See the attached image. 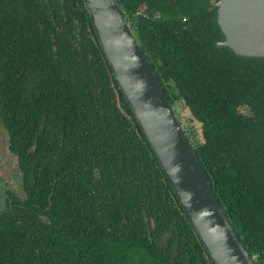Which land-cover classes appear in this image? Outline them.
Wrapping results in <instances>:
<instances>
[{
    "label": "trees",
    "instance_id": "trees-1",
    "mask_svg": "<svg viewBox=\"0 0 264 264\" xmlns=\"http://www.w3.org/2000/svg\"><path fill=\"white\" fill-rule=\"evenodd\" d=\"M117 1L170 103L181 99L201 117L205 139L195 142V154L238 236L264 264V144L230 139L240 134V122H231L242 118L233 102L222 104L223 93L240 94L241 86L242 102L256 97L264 106V92L255 96L254 80L239 77L245 83L237 85L227 76L245 70L241 57L217 47L224 40L219 0ZM261 75L264 88V60ZM55 125L65 135L57 149L72 172L56 181L47 219L16 206L0 212V264H213L171 199L83 0H10L0 6V130L8 151L10 139L32 128L40 147L54 129L59 134ZM152 217L157 228L148 232ZM164 232L169 244L160 248Z\"/></svg>",
    "mask_w": 264,
    "mask_h": 264
},
{
    "label": "water",
    "instance_id": "water-1",
    "mask_svg": "<svg viewBox=\"0 0 264 264\" xmlns=\"http://www.w3.org/2000/svg\"><path fill=\"white\" fill-rule=\"evenodd\" d=\"M120 91L213 264H258L222 208L117 0H83ZM218 48L264 58V0H219ZM8 136L0 130V151Z\"/></svg>",
    "mask_w": 264,
    "mask_h": 264
},
{
    "label": "flooded vegetation",
    "instance_id": "flooded-vegetation-1",
    "mask_svg": "<svg viewBox=\"0 0 264 264\" xmlns=\"http://www.w3.org/2000/svg\"><path fill=\"white\" fill-rule=\"evenodd\" d=\"M4 4H8V6H10V0H0V6ZM18 10L20 11V8H18ZM239 57H238L239 59L237 60L239 63V67L243 68L245 71L228 72L227 74L228 78H231L232 83L234 82L237 85H239L240 83L243 84L245 83L244 81H240L239 77L240 78L243 77L244 80L246 79L254 80L253 82L256 84L257 87L253 88L254 90H252V92L255 93V96L260 95L261 92H264V88L262 87L263 76L261 75L263 71L264 58H248L243 56H239ZM247 58L251 59L250 63L253 62L254 63L253 66L250 63L246 62ZM259 66L260 69H258ZM240 87L241 86L235 87L240 91V94L239 92L233 94H231L230 92L223 93L222 104L226 105L227 100H229L231 104L233 102L232 106L236 111V116H238L239 119L240 117L242 118V120H233L231 122L230 125L234 126V128L236 127V125H238V122H240L237 128L240 131V134H237L238 132L235 130L234 134L230 137V139L237 140L238 137H245L250 141L262 142L264 144V114L262 115L263 110L261 111V109L264 106H260V107L258 106L256 97L254 98L255 101H253L254 100L253 97H246L244 98L245 101L242 102L241 101L242 97L240 96L243 95V92H245L246 89ZM212 95L213 93H211L207 97L210 98L211 101H212ZM248 98L249 101L252 103H248ZM177 101H180L181 104L189 111V109L184 105V102L181 99L177 100L175 98L174 101L172 100L171 103L175 113H176V109L174 104ZM189 113L191 115L189 121L188 119L185 118H184L185 120L184 119L181 120L178 117L177 113L176 116L194 152L196 153V150H198V146L197 143L195 142L200 140L204 141L205 139L203 133V122L201 121V117L197 113L193 114L190 111ZM190 121L194 122L195 124L194 129H192L189 126ZM220 124L223 125L222 122ZM54 127L58 129L59 134H57L55 129L51 133H49L48 139H45V142L41 145L43 146L47 142V145L44 148H40L41 146L39 147L38 145L39 144L38 128L35 129L32 128L26 134L17 135L14 138L15 140L10 139L9 136L10 152L8 151V148H6L7 147L6 143L4 149H1L0 151V212L1 213H11L12 211L15 210L16 207H18L20 209V212H22L23 210L32 211L33 213H37L41 219L43 220L47 219L44 215V212L48 209V207H46L45 205L46 204L48 206L52 205V197L56 189L55 187L56 181L58 179H61L62 176H66L67 174L72 172L69 167L71 164L70 159L66 160L62 158L60 151L57 149V146L62 145L61 142L59 141V136L61 138L65 137L62 126L55 125ZM2 130L6 133V130H4V128H2ZM212 134L214 135V132H212ZM193 137H195L198 140H195ZM7 142H8V138H7ZM110 149L113 152L114 145ZM230 152L231 150L228 151V154L227 152L224 153L225 158L227 159H224L223 169L227 168L230 165L228 160ZM46 163H48V165H46ZM213 169H217L216 163L213 164ZM95 172L96 174L98 173V171L96 170ZM214 178L215 177L211 173V180L213 184H215L216 181ZM69 194L70 193L67 190L66 199H67V195ZM174 196L176 197L175 193H171L172 201L176 202L177 209L180 211V214H185L177 197L175 199ZM86 201H87L86 199H83L81 204L83 206L84 205L88 206L89 200L87 203ZM91 202L94 203L92 200ZM96 205L95 206L97 208H100L99 202H97ZM14 206L16 207L14 208ZM36 208H39V211L36 210ZM145 222L147 223L146 229L148 232L151 231V228L152 229L157 228L155 219L153 217L150 219L149 218L145 219ZM159 230H162L161 225H159ZM169 238H170V233L164 232V234L160 237V240L158 242L159 247L162 248V246H167L169 244L168 243Z\"/></svg>",
    "mask_w": 264,
    "mask_h": 264
},
{
    "label": "rangeland",
    "instance_id": "rangeland-1",
    "mask_svg": "<svg viewBox=\"0 0 264 264\" xmlns=\"http://www.w3.org/2000/svg\"><path fill=\"white\" fill-rule=\"evenodd\" d=\"M174 106H175V109H176V113H177L178 117H179L181 120H183L184 118H185V119H188V121L190 120L191 115H190L189 111H188V110H187V109L181 104L180 101H177V102L174 104ZM185 119H184V120H185ZM189 126H190L192 129H194V128H195V124H194V122L190 121V122H189Z\"/></svg>",
    "mask_w": 264,
    "mask_h": 264
},
{
    "label": "bare ground",
    "instance_id": "bare-ground-1",
    "mask_svg": "<svg viewBox=\"0 0 264 264\" xmlns=\"http://www.w3.org/2000/svg\"><path fill=\"white\" fill-rule=\"evenodd\" d=\"M204 247V246H203Z\"/></svg>",
    "mask_w": 264,
    "mask_h": 264
}]
</instances>
